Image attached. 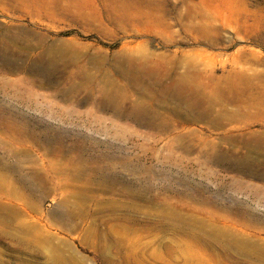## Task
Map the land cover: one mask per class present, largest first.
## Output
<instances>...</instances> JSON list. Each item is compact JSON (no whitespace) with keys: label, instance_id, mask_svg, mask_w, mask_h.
<instances>
[{"label":"rangeland","instance_id":"rangeland-1","mask_svg":"<svg viewBox=\"0 0 264 264\" xmlns=\"http://www.w3.org/2000/svg\"><path fill=\"white\" fill-rule=\"evenodd\" d=\"M194 60L263 77L264 0H0V264H264V126L184 118Z\"/></svg>","mask_w":264,"mask_h":264},{"label":"bare ground","instance_id":"bare-ground-1","mask_svg":"<svg viewBox=\"0 0 264 264\" xmlns=\"http://www.w3.org/2000/svg\"><path fill=\"white\" fill-rule=\"evenodd\" d=\"M204 35H206V33ZM137 54L140 55V53H137ZM121 57L123 58L124 56H121ZM122 60L124 61V59ZM196 62L197 61L195 60L188 62L187 63L188 65H186L187 68L183 72L177 73V75L175 76L174 82L171 83L170 84L171 86L168 87L167 89L168 92L170 90H173L175 95L179 97L178 98L179 100L187 101V103L188 102L190 103L189 104L190 106H188L190 112L187 113L186 112L188 110L187 109L185 111L186 114L184 115V118L185 117L190 118L192 117V114H195V118H206L214 122V124L221 123V122H223V124L237 123L239 127H242V126L247 127L249 126L250 123H253L254 121H260L262 123L261 125L264 126V76L263 75H262L263 77H252L251 75L245 74L243 71L239 72L234 69L220 76L211 75L210 79L212 80V87H210L211 88L210 92H208L209 94H207L201 90L200 88L201 86L199 87V84L197 82V77L199 76V73H198L199 70H198V66L196 65L197 64ZM164 80L166 81V79ZM187 90L195 94L192 96L193 98L192 101H188L187 99H185L186 97L180 99L181 96L183 97L184 94H186ZM164 93H165V90H164ZM137 120L139 119L137 118ZM246 134L247 135L245 138H247L250 142L255 141L260 144L264 143V130H259V131H254V132L250 131L248 133L246 132ZM242 138L244 139V137ZM3 222L8 223L5 217L3 218ZM17 229L19 228L17 227Z\"/></svg>","mask_w":264,"mask_h":264}]
</instances>
